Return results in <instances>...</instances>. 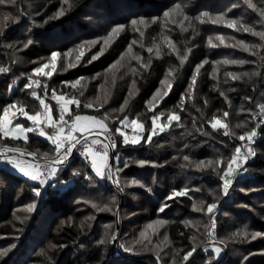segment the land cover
<instances>
[{"label":"trees","instance_id":"obj_1","mask_svg":"<svg viewBox=\"0 0 264 264\" xmlns=\"http://www.w3.org/2000/svg\"><path fill=\"white\" fill-rule=\"evenodd\" d=\"M175 2L181 3L190 16L196 17L203 11L213 14L225 11L238 0H72L74 6L66 11L64 17L59 19H49V17H53L57 9L61 7V0H16L17 6L22 7L25 12L29 13V16L22 21L26 27H16L10 21L8 22L7 35L10 39L0 38V65H10L12 70L10 75L12 76L15 70H19L17 57L25 61H32L40 55H48L54 50H64L82 39L101 34L102 30L115 24H126L129 19L139 16L159 15ZM236 10H241V6L233 9L232 12ZM242 14L249 16L247 11ZM255 17L258 18V14ZM154 25L152 24V27L156 34L158 31ZM194 27V30L183 32L180 26L175 25L173 37L180 55H184L185 47L187 49L196 45L197 48H193L191 52L194 60L193 67L207 56V52L204 50L207 33L209 30H214V27L207 21ZM29 39L32 41L31 45L28 48H23V43ZM131 40L130 30L126 29L99 60L79 67L63 78H53L50 81V87H57L58 82L65 79L75 80L79 75L92 78L96 73L103 72L128 49ZM8 44H11L12 47L9 48ZM256 61L257 64H250L252 67L254 65V68H258L259 57ZM170 68L175 69V82L168 95L164 96L158 104L156 112H179L178 102L181 94H186L185 89L193 69L186 70L185 66H180L176 53L166 49L161 57L152 58L150 68L136 78V87L139 91L131 98L126 113L132 117L144 118L148 128H150L154 112L147 111V101L159 88L160 81L164 79L165 72ZM211 71L210 62L203 65L200 71L202 79L200 98L195 100L197 103L194 101L195 106L185 102L184 108H181L180 113L183 119L189 117L190 126L195 123L200 126L198 131L193 130L192 134L187 135L186 142L191 152L198 155L206 153L209 155L213 147H221L225 150L224 153L230 156L231 151L241 142L236 138L225 136L222 131L217 132L212 129L207 121L219 111H229V115L234 120L242 105L250 106V102L244 98L252 95L259 99V92L264 91V84L261 83L259 77H254L251 81L247 77L242 81L232 83L221 81L220 90L224 91L232 102L229 108L227 102L219 95V91L213 88L214 84L209 75ZM24 83L26 81L21 79L18 86L12 88L10 93L8 86H13V83L9 82L5 76L0 82V107L13 100H19L27 105L28 110L36 109L39 104L28 94L29 90L21 91ZM253 84H255L256 90H253ZM91 87L94 89V84ZM124 96L121 94L118 98V102L115 103L116 108L123 103ZM205 99L208 101L207 104L204 103ZM71 111L73 115L93 114V111L83 109L82 106H79L77 110L75 105L71 107ZM205 132L210 134L206 135ZM4 141L28 148L30 151L39 149L40 152H45L50 150L49 142L36 133H31L27 142L12 138H5ZM175 146L174 133L171 130L154 136L151 144H145L142 141L141 145L127 146L119 140L116 151H119V155L130 162L129 167L123 170L122 176L140 180L143 187L129 186L125 189L126 197L123 194L118 197L110 187L109 181L90 184L83 177H73L70 172L61 174L58 180L56 178L51 180L52 187L48 189V195L42 203L40 198H36L38 201L36 212L21 213L22 217H27V220L21 222L15 219L12 211L17 206L31 202L34 196L32 189L38 182L30 181L17 172H12L10 176H5L0 172V236L15 237L17 244V248L13 250V253H10L9 264H14L24 258H27V262L30 261L31 264H104L109 259L111 251L107 250L104 245L96 243L101 236L98 233L101 231L100 223H114L116 216L108 212L103 213L99 220L100 223L92 225V222L83 220L81 212L72 213V210L78 198L106 203L113 195L116 196L118 204L127 198V202L123 206L124 212L141 210L136 218L130 219V223L143 225L156 218H162L167 221L166 231L169 239L173 242L171 246L186 249L190 243L187 237L193 233L182 221L192 213V197L180 196L166 201L170 207L164 213H160L156 209L161 202L165 201L172 188L178 189L187 182L192 187L199 188L206 193L208 188L218 186L219 177L212 170L191 171L187 170L185 166H178L176 163L178 150ZM256 153L257 156L248 164L249 176L234 184L230 194L225 199L222 197L220 201L217 219V236L220 238L229 236L233 227L243 224L253 231L264 232V133L259 135ZM139 159L154 161L156 166L149 164L141 167L131 163V161ZM85 165L76 156L72 168L87 172L88 169ZM61 186H63L62 190ZM149 188L151 191H148ZM136 196L141 197L140 201L144 203L140 209L134 203ZM68 217L72 218V222L61 225L60 222L67 220ZM82 221L84 222L83 227H81ZM19 228L22 229L20 230L21 235L16 236ZM39 232L46 234L51 243L56 245L52 248L49 256L36 255L35 251L32 254H27L30 248L38 247L33 243L38 239ZM229 246V253L225 257L227 264H264V256H261L264 255L262 252L264 238L256 240L241 238L236 243L229 242ZM249 252L254 255L250 256L248 261H244L243 257L247 256ZM207 257L206 253H202V258L197 259V264H203ZM154 260L155 257L149 253L143 256L128 255L124 257V264H154ZM0 264L3 262L0 261Z\"/></svg>","mask_w":264,"mask_h":264},{"label":"snow or ice","instance_id":"obj_2","mask_svg":"<svg viewBox=\"0 0 264 264\" xmlns=\"http://www.w3.org/2000/svg\"><path fill=\"white\" fill-rule=\"evenodd\" d=\"M68 4V9L63 7V4ZM242 3L246 6L245 11L249 9L252 13L258 14V18L255 19L252 24L239 23V17L237 18H226L227 13L231 12L232 9L238 8L239 4L233 3L231 7L225 9V11L216 12L215 14L203 11L195 17L196 20L203 22V19L210 20L213 24H223L228 28L236 29L237 31L250 33L251 35L259 38V43L249 44L244 40H237L235 43L226 45L225 37L223 35H218V43H213V37L209 36L207 43L213 48H219L221 45L232 48H242L244 51L250 52L253 56L259 57L258 68H254L251 72L236 73V72H225V83L230 78L232 81H237L247 77L248 80H252L254 77H259L261 83L264 84V4L254 2V0H242ZM0 38L4 40L10 39L7 35L9 30V21L16 27H26L22 24L29 13L25 12L22 7L16 5V0H0ZM74 6L69 0H62L61 7L57 9L53 17L49 19H59L65 16L67 10ZM11 7L12 10H4ZM173 14L176 16L183 17L179 21L182 31H187L185 28L184 21L190 20L184 12V6L175 2L171 7H167L163 13L162 17L158 18L152 16L146 18L143 16L135 17L130 20V24L133 26V30L139 32L141 37L144 36V32L140 30L137 25H143L147 28L150 22H156L158 19H162L165 23L171 21L173 25L177 24L178 21L173 18ZM258 24L260 27L257 29L254 25ZM125 29L124 24H115L110 28L106 37H97L93 40H82L79 44L74 45V49L79 50V55L75 57L76 62H79L81 57L84 55L85 46H88L90 50L91 47L95 46L101 40L107 45L109 40L114 35H119V33ZM195 35V32H193ZM235 40V37H232ZM164 42L167 44L171 52L176 53L179 58L180 66L188 60V54L191 53L192 49L187 48L184 55H180L178 49L175 47L174 42L170 37L164 36ZM32 41L29 39L27 42L23 43V48H28ZM9 48L12 47L11 44L7 45ZM153 48L156 49L155 55L160 56V45L154 43L152 47L147 49L148 53L153 52ZM19 50V49H17ZM73 49H68V53H71ZM105 51L102 46L99 52L92 55L91 61L96 60ZM131 52V45H129V53ZM68 53H64L67 55ZM61 53L57 51H52L50 55V63L52 68L55 69L57 57ZM132 59L141 60L140 56H133ZM119 63V62H117ZM151 60L148 63H143L142 67L148 69L150 67ZM209 63L207 57L199 63L195 64L193 73L188 81L185 93L187 98L191 100L195 93L196 82L201 68L204 64ZM212 72L209 74L217 83L213 85V88L219 91V95L227 102L229 108L231 107V100L225 94L224 91L220 90L219 77L217 75L219 69L218 66L223 65H244L246 63L257 64L256 60L247 61L244 59H230L223 58L222 60H212ZM46 66V65H44ZM34 67L32 73H42L43 67ZM75 67L76 63L70 65ZM64 70H67L66 68ZM9 67L0 66V73L9 72ZM175 69L170 68L165 72L164 79L160 81L161 87L156 89L153 94V98L147 101L149 108H154L159 99H163L164 96L168 95L173 87V81L175 80L174 75ZM52 71L43 72L44 77H51ZM27 83H24L21 91L29 90V95L34 98L35 101L40 105V110L35 112H30L27 109V105L19 100H13L11 103H6L0 107V140L4 138H12L14 140H22L27 142L29 140V133L36 132L40 136L46 138V141L50 144V150L45 152H40L39 149L30 151L28 148H9L7 145L0 144V161L3 162L4 167L0 168L5 176H10L12 172H18L26 177L30 181H38L39 183L33 187L34 196L30 203L24 205V209L27 213L31 214L36 212L38 209L37 199L40 198L41 203L48 195V189L52 187L51 180L53 178L59 179L61 174H70L73 177H83L90 184L97 183L98 181H111L113 185L116 186L118 192H122L124 187L121 182L120 174L124 169L129 167V161L123 159L119 155V151L113 152V149H118L117 139L127 146H137L141 145V142L145 144H151L154 136H158L169 130L173 123L177 127L180 125V116L176 111H172L166 116V122L163 124L158 123L162 116H165L163 112H154L151 117L150 128L148 129L149 134L145 137L144 135V125L138 119H130L129 115L126 113V109L129 106L130 100L135 96L136 92L139 91L135 87V80L132 82V86L129 88V94L123 100L119 109H112V112H119L122 115L113 118L108 111L103 112L100 116H80L71 115L70 105H75L77 110L80 106V99L75 96L71 98H66L67 94H58L56 89H51L49 91L48 85L45 82L41 84L39 79H33L32 74L25 73ZM97 75H100L97 73ZM19 79V77H17ZM84 79V78H80ZM80 81H63L64 85H71L75 88ZM87 85H83L86 87ZM8 90L12 92V85L8 86ZM253 90L255 89V84H253ZM42 91V95H41ZM83 96V92L80 93ZM157 97L159 99H157ZM246 101L250 102V106L246 111L250 114V119L253 120L254 126L249 130L243 132L239 135V143L230 153V156H225L222 153H218L213 159H201L198 161H192L189 156H183V160L186 162L185 167H195L200 170H212L219 177L218 187L219 189L227 195L230 188L234 183L238 182V177L249 171L247 167L248 162L251 158L257 156L254 150V143L256 137L264 133V91L259 92V99L252 95H248L244 98ZM51 101V102H49ZM96 101L98 102V107L103 108L108 102V97L104 96L101 101V97L97 96ZM154 101L156 103H154ZM204 103L207 104L208 101L205 99ZM179 107L183 108L185 104V94H181L180 100L178 102ZM53 106H55L56 117L53 116ZM86 109H93L94 103L92 101H87L84 104ZM245 109H241L244 111ZM68 114L69 118L66 119L65 116ZM139 115V114H137ZM19 117H24L25 122L21 123ZM222 117L218 115H213L211 119L207 121L212 129L223 131L225 136H232L235 138L237 136L236 132L233 131L229 124L226 122L229 117V111H223ZM15 121V122H14ZM28 122L30 126H25ZM112 127H109V124ZM139 129L133 135H129L124 131L125 128ZM237 128L243 127V122L236 125ZM48 129V130H46ZM203 131V129H201ZM206 135L210 133L205 132ZM97 146H102V151H97ZM187 147V146H186ZM74 150H78L80 157L83 161L87 162L85 167L88 169L87 172H81L79 169H73L72 164L74 163L76 157L74 155ZM131 163L137 164L141 167L145 165L152 164L155 165L154 161L139 159L131 161ZM122 164V167H121ZM67 170V171H66ZM78 182V181H77ZM126 184H132L136 186L143 187L142 183L138 179H132L130 181H125ZM42 185H47L48 187L43 189ZM61 186V190H62ZM148 191H151L149 188ZM199 192L200 189H195ZM209 194L213 197L211 203H207L203 199L193 200L192 209L195 212L203 213L207 216V223L202 225L203 227V239H201V222L184 220L186 226H191L195 229V232L187 237L190 243L187 245L186 249L173 248L171 249V255L169 252L165 251L173 243L169 239L168 235L165 233L162 240L153 244L151 236L147 234L148 229H152L153 233L156 229L153 225L163 226L167 223L164 219L152 220L144 230H142L137 238H135L131 244H120L119 248L114 249L110 255L109 259L104 262V264H124V254L126 253H138V252H152L155 254L154 264H197V259L202 258V253H208L207 259H204L203 264H227L225 257L227 256V249L230 240L243 237L245 239L249 238L251 240H256L257 238H264V232L252 231L249 232L246 228L244 230L238 229L236 232L229 234V236L220 238L217 236V212L220 207V200L216 195V190L208 189ZM190 189L185 186L182 188H172L171 192L165 198L164 202L159 204L156 211L164 213L166 209L170 207L169 203L166 201L173 198H178L180 196H189ZM86 204L91 205L97 213L99 212H113L118 215L119 205L116 196L113 195L106 203H97L93 200L83 201ZM15 219L25 221L27 217L16 216ZM86 220H94L95 216L86 217ZM72 218L68 217L67 220H62L61 225L65 223H71ZM84 222H81V227H83ZM59 227V226H58ZM112 225L105 226V232L103 236L96 241L98 245H107L109 243H115L117 240V233L109 231ZM49 247H56V245L50 244ZM17 248V244L10 243L7 247H0V261L3 264H9L10 253ZM264 252V250H262ZM41 253H44V249H41ZM254 253L249 252L247 256L243 257L244 261H248L250 256ZM8 258V259H5ZM167 258V259H166ZM50 259V258H49Z\"/></svg>","mask_w":264,"mask_h":264},{"label":"rangeland","instance_id":"obj_3","mask_svg":"<svg viewBox=\"0 0 264 264\" xmlns=\"http://www.w3.org/2000/svg\"><path fill=\"white\" fill-rule=\"evenodd\" d=\"M69 2L72 3V0H69ZM254 2L264 4V0H254ZM61 3H62V0H61ZM237 4H239V6H241V10H236L235 12L231 11V12L227 13L226 18H237V17H239L240 20L238 21V26H239V23L252 24V22L255 19H257L255 17L256 13H252V11L249 9L247 11L249 16H244V14H242V12L245 13V7L246 6L242 3V0H238ZM0 7H2V6H0ZM63 7L66 9L68 7V4L67 3L63 4ZM4 10L11 11L12 8L9 7V8L4 9ZM184 12L188 17L191 18L190 20L184 21L183 26L188 29L187 31L194 30L195 25L200 26V23L203 24V22L196 20L195 17L190 16L188 14V12H186L185 10H184ZM154 16L160 18V17H162V13L159 15H154ZM150 17H152V15H150L146 18H150ZM173 18H175L178 21V23L175 25L180 26V28H181L179 21L182 20L183 17L176 16L175 14H173ZM246 18H248V19L246 20ZM130 20L131 19H129L126 24L123 23L125 25V29L122 30L119 33V35L122 32H124L126 29L130 30V34L132 35V40H131V44H130L131 45V52L129 53V47H128V49L120 56V58L117 59L109 68L105 69L103 72H100L99 73L100 75H97V73H96L94 75V77H92V78L88 77L86 75H79V77L76 78L75 80H68V79L63 80V81H77V80H79L80 82L76 85L75 88L71 87V85L62 84L63 81H59L57 84V87H55V86L50 87V81H52L53 78H57V79H58V77L63 78L64 76L69 75L73 70H77L79 67H82L84 65H89L90 64L89 60H91L92 55L99 52L100 48L103 46L105 48V51L100 56H98V58L96 59V60H99V58L106 52V50L109 48V46L119 37V35H114L109 40V43L107 45H105L103 43V40H101L95 46L91 47L90 50L88 49V46H85L84 55H83V57H81L79 62H76V60H75V57L77 55H79V50L74 49V45L79 44L82 40H93L97 37H106L108 31L110 30V28L112 26L108 27L107 29L102 30L101 34H96V35L92 36L91 38L82 39V40L78 41V43L70 45L69 47H67L64 50H54V51L61 53V55L57 57L55 69L52 68V65L50 63L51 53L48 55H40L37 59H34L32 61L31 60L25 61V60L17 57V59H18L17 67L19 68V70L18 69L15 70L14 75L13 74H12V76L10 75L11 71H12L10 65H4L5 67L10 68L8 76H6L7 80L9 82L13 83L12 88H14V87L18 86V83H19V81H21V79H23L27 83L26 76L23 74H25V73L32 74L33 79H39L42 85L46 82L48 85L49 91H51V89L54 88L57 90L58 94H67L66 98H71V97L75 96L76 98L80 99V101H81L80 106H82L83 109H86L84 107L85 102L92 101L94 103L93 109H86V110L93 111V114L92 115L80 114V116H93V115L100 116L105 111H108L113 118H115L117 116H121L122 115L121 113L111 111L112 109H119V107L118 108L115 107V103L118 102V100H119L118 98L121 96V94L125 95L124 98L126 96H128L129 88L132 86L133 80H135V87H136L137 76L140 75L145 70H147V69H144L142 67L143 63H148L149 59L152 60V58L161 57V54L166 49H168L170 51L167 44L164 42L163 37L164 36L170 37L171 40L174 42L173 37H174V32H175V25H173L171 23V21H168L167 23H165L162 19H158L154 23L150 22L148 24L147 28H145L143 25H139V24L137 25V27H139L140 30L144 32V36L141 37L139 35V32L133 30V26L130 24ZM203 21H207V23H210L214 27V30L208 31V33H207L208 36H207L206 41H205V49L204 50H206V52H207L206 57L208 58L209 62L212 60H222L225 57L230 58V59H244L247 61L257 60L256 56H253L250 52L244 51L242 48H232V47H226L224 45H221L219 48H213V47L208 45L207 40H208L209 36H212L213 37V43H218L219 41L217 40V36L223 35L225 37V44L226 45L233 44L237 40H244L246 43L256 44V43L260 42L258 37H255V36L251 35L250 33H245V32H241V31H237L236 29L228 28L226 25H223V24H213L210 20H207V19H203ZM152 24L153 25L155 24L154 26L157 27L158 32L156 34L154 32V28L152 27ZM97 25L100 26V24H97ZM254 26L257 29H259V27H260L258 24L254 25ZM187 31H183V32H187ZM232 37H235V40H233ZM154 43L160 45V52H161L160 56L155 55V52H156L155 48H153L152 53H148V51H147V49L149 47H152ZM174 45H175V43H174ZM189 48H191V47H189ZM193 48H197L196 45H193L191 49L193 50ZM68 49H73V51L71 53H68ZM185 50H186V47H185ZM178 51H179V49H178ZM64 53H68V54L64 55ZM133 56H140L141 60L138 61V60L132 59ZM93 61H91V63ZM117 62H119V63H117ZM73 63H76L75 67L70 66ZM193 64H194V60L192 59L191 53H189L188 54V60L184 63L183 66H185L186 70H188L190 68H192L194 70ZM250 64H252V63H246L244 65H223V64L219 65L218 66L219 71L217 73V75L219 77V85H220L221 81H224V83H225V76H224L225 72H236V73L251 72L254 69V65L252 67ZM44 65H46V66H44ZM150 65H151V63H150ZM42 66H44L43 72L52 71L53 74L51 77H44L43 72L42 73H32V69L34 67H42ZM65 68L67 70H64ZM192 73H193V71H192ZM17 77H19V79H17ZM210 77H211L213 84H216L217 83L216 79H214L211 75H210ZM80 78H84V79H80ZM242 80L243 79L237 80V81H242ZM174 82H175V80L173 81V84H174ZM232 82H234V81H232L229 78L226 83H232ZM85 84L87 86L83 87V85H85ZM92 84H94V89H92V87H91ZM159 87H161V85ZM201 89H202V79H201V74L199 73L198 79L196 82V88H195L194 96L191 100H189L187 98V94H185V102H188L190 105L195 106V103H197L195 100L197 98H200V96H201L200 95ZM81 92H83V96L80 95ZM41 93H42V91H41ZM136 94H137V92H136ZM97 96L101 97V101L103 100L104 96L108 97V102H107V104L104 105L103 108L98 107V102L96 101ZM152 98H153V96L149 100H151ZM157 99H159V98L157 97ZM161 100L162 99H159L158 103H156L154 101V103H156V106L154 108H151V109L149 108V106L147 104V108H148L147 111L156 112L157 106ZM194 101H195V103H194ZM49 102H51V101H49ZM72 106H74V105H70V110H71ZM247 108L248 107H246V105H242L241 109H245V110L241 111V109H240V111L238 112V114L236 115L234 120H232L230 115L227 118L226 122L229 124L230 128L233 131H235L237 134V136L235 137L236 139H238L239 135H241L243 132L249 131L253 127L252 123L254 121L250 119V114L246 111ZM39 110H40V105H38V107L36 109L32 108L29 111L35 112V111H39ZM181 110L182 109L180 107V111ZM180 111L179 112L176 111V112L179 114V116L181 118L180 119V125L181 126L177 127L175 125V122H174L172 127L169 129V130L173 131V133H174V140H175V144H176L175 147L178 150L177 156H176V158H177L176 163L178 166L180 165L181 167H184L186 162L183 160V156H185V155L189 156L192 161H198L201 159H213V158H215V156L218 153H222L223 155L227 156L226 153H224L225 150L222 149L221 147H213V150L211 151V153L209 155L207 153L203 154V155H198L196 153H192L189 146H188V143L186 142V137L188 134H192V132H194L193 130L198 131L200 129V126L197 123L190 126V124L188 123L189 117H187L186 119H183ZM171 112L172 111L163 112V113H165V116H162L160 121H158V123H160V124L165 123L166 122V116L168 114H170ZM222 112L223 111H219V112H217L216 115L221 116V118L223 119ZM192 114H194V113L192 112ZM71 115L75 116L76 114L73 115L72 111H71ZM53 116H54V118L56 117L55 106H53ZM193 116H195V115H193ZM129 117H130V119H138L140 122L143 123L144 135L146 137V135L149 134V131H148L149 128L147 127V124H146V121L144 120V118L139 117V116L132 117L131 115H129ZM65 118L66 119L69 118L68 114H66ZM19 121L21 123H24L25 118L19 117ZM241 122H243V127L237 128L236 125L240 124ZM30 123L31 122H28L27 124H25V126L26 127L30 126ZM109 127L110 128L112 127L111 123L109 124ZM46 130H48V129H46ZM136 130L138 131L139 129L134 130L132 128H127V127L124 129V131L127 132L129 135H133ZM33 133H36V132H33ZM30 134L31 133H29L28 135H30ZM36 134H38V133H36ZM230 137L233 138L232 136H230ZM4 139L0 140V144L7 145L9 148H17V147L22 148L21 146L16 145L14 143H7L6 141H4ZM258 139H259V136L256 137L255 143L253 145L255 151H256V144H257ZM121 157L123 159H125V157H123V156H121ZM121 167H122V164H121ZM188 169H190L191 171H193V170L194 171H196V170L202 171V170L197 169L195 167H187V170ZM120 178H121L122 185L124 187V190L122 192H118L117 189H113L110 186L116 192L118 197H119V195L120 196L126 195L125 189L127 187H129V186L135 187L136 186V185H132V184H126L125 181H130L132 179H128L127 177H123L122 173L120 174ZM34 182L37 183L38 181H34ZM109 184H110V181H109ZM142 185H143V183H142ZM185 186H187L190 189V195L189 196L192 197L193 200L194 199L195 200L203 199L207 203L212 202L213 197L209 194L208 190L206 193L202 192L201 189L199 192H196L195 189H197V188L192 187L187 182L185 184H183L180 188L185 187ZM208 189L216 190V195L220 201H221L222 197H223V199H225V197L228 196L231 192V188H230L228 194L225 195L219 189L218 186H214V187H211ZM140 198L141 197H137V196L134 197V203L138 209H140V207H142L144 204V203H142V201H140ZM125 199L126 200H122L118 204L119 205V209H118L119 214L118 215L114 214L113 212H108L109 214L116 216V221L114 223H111V222L100 223L99 220H100L101 215L103 213H106V212L97 213L95 211V209H93L91 207V205L83 202V201H85L83 198L82 199L78 198L76 200V204L73 207L72 213L81 212L83 220H86L85 219L86 217L95 216L94 220H88V221L92 222V225L96 224L97 222L101 224V226H100L101 231L98 232L101 234L100 238L103 236V234L105 232V226L111 224L112 228L109 229V231H113V232L117 233V240L115 243H109V244L104 245V246L107 250H110L112 252L114 249L119 248L120 244H131L132 241L139 236L140 232L142 230H144L146 228V226L152 221V220L148 221V222L144 223L143 225L130 223L131 222L130 219L133 220L134 218H136L141 210H138L137 212L136 211L124 212L123 206H124V204H126L127 198H125ZM26 204H28V203H25L24 205H26ZM37 204H38V201H37ZM24 205L15 207L12 211L13 216H15V217L21 216L22 217L21 213H27L26 210L24 209ZM219 210H220V208H219ZM144 213H147V212H144ZM156 219H158V218H156ZM160 219H162V218H160ZM185 220H192L194 222L195 221L201 222L200 231H201V239H203L204 237L202 235V233H203L202 225L204 223H207V216L203 213L195 212L192 209V213L187 218H185ZM19 221L21 222V220H19ZM240 226L239 227H233L230 230V233L236 232L238 229L244 230L245 228L249 232L253 231L251 229H248V226L246 224H243L241 227ZM188 227L190 228V230H192V233L195 232V229L191 228L190 225ZM153 228L156 229V232L153 233L152 229H148L147 234L151 236L152 242H153V244H155L159 240L163 239V236L165 233L167 234L166 224H164L163 226L153 225ZM20 230H22V229L19 228L16 236L21 235ZM39 233L40 234H38V239L35 241V243H33L34 245H36L38 247L30 248V250L28 251L29 253H27V254L28 255L32 254V252L35 251L34 254H36V255L41 254L44 256H46V255L49 256L51 254V251L53 248V247H49V245L52 243H51L50 239H48V236L46 234H43L41 232H39ZM126 234H128V235H126ZM241 238H243V237H239V238L230 240L229 242L236 243ZM15 240H16L15 237H12V236H0V247H7V245L10 243L16 244ZM173 248H176V247H173L170 245L168 249H165V251L169 252V255H171L172 254L171 249H173ZM229 248H230V246L228 244L227 253H229L228 252ZM41 249H44V253H41ZM148 253L155 257V254L152 252H138L135 254L126 253V254H124V257H127L128 255L129 256H133V255L143 256V255H146ZM206 254L208 255V253H206ZM261 256H264V255H261ZM26 259L27 258L21 259L20 261L14 263V264H31L30 261L27 262Z\"/></svg>","mask_w":264,"mask_h":264},{"label":"built area","instance_id":"obj_4","mask_svg":"<svg viewBox=\"0 0 264 264\" xmlns=\"http://www.w3.org/2000/svg\"><path fill=\"white\" fill-rule=\"evenodd\" d=\"M2 66V65H1ZM3 67H5V66H3ZM8 73L9 72H6V73H0V82L3 80V78L5 77V76H7L8 75ZM43 93H41V95H42ZM139 131V130H138ZM137 130L135 131V132H138ZM134 132V133H135ZM117 144H118V146H119V139H117ZM97 151H102L103 149H102V146H97V149H96ZM117 149H113V152H115ZM74 155H75V157L77 156V157H79L81 160H82V158L80 157V153H79V151L78 150H74ZM254 160V158H251L250 160H249V162H248V164L251 162V161H253ZM83 161V160H82ZM85 164L87 163V162H85V161H83ZM0 167H4V165H3V162L2 161H0ZM247 167H248V165H247ZM249 176V171L247 172V173H244V174H242V176H240V177H238V182H240L241 180H243V179H245V178H247ZM237 182V183H238ZM39 183V182H38ZM234 184H236V183H234ZM233 184V185H234ZM110 186L113 188V189H116V186L115 185H113L112 183H111V181H110ZM41 188H42V190L43 189H45V188H47V185H42L41 186ZM217 219H218V212H217Z\"/></svg>","mask_w":264,"mask_h":264},{"label":"crops","instance_id":"obj_5","mask_svg":"<svg viewBox=\"0 0 264 264\" xmlns=\"http://www.w3.org/2000/svg\"><path fill=\"white\" fill-rule=\"evenodd\" d=\"M41 137H43V136H41ZM44 139H46L45 137H43ZM18 173V172H17ZM22 175V174H21Z\"/></svg>","mask_w":264,"mask_h":264}]
</instances>
